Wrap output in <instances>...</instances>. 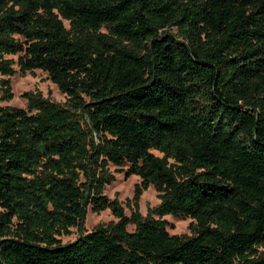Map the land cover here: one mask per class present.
Wrapping results in <instances>:
<instances>
[{"label":"trees","instance_id":"obj_1","mask_svg":"<svg viewBox=\"0 0 264 264\" xmlns=\"http://www.w3.org/2000/svg\"><path fill=\"white\" fill-rule=\"evenodd\" d=\"M0 264H264V0H0Z\"/></svg>","mask_w":264,"mask_h":264},{"label":"rangeland","instance_id":"obj_2","mask_svg":"<svg viewBox=\"0 0 264 264\" xmlns=\"http://www.w3.org/2000/svg\"><path fill=\"white\" fill-rule=\"evenodd\" d=\"M11 82L14 98L8 102H1L2 105L27 108V99L24 98L22 94L30 91L40 92L44 97L62 104L67 101V96L60 91L58 86L47 77V73L42 70H36L34 73H27L26 75L17 73L11 77ZM155 154L159 155L157 152H155ZM111 171L115 175L116 181L112 185L107 186L105 194L110 200L118 199L122 204L126 215L130 216L133 209V203H129V201L134 196L135 186L141 182L140 178L133 176L126 179L124 173L116 172L114 167L111 168ZM139 204L141 215L143 217L148 216L151 211L160 204L157 191L153 187L149 188L143 193ZM154 217L157 218V216ZM163 219L168 223L167 230L170 235H191V226L195 223L192 219L173 216H165ZM116 221L117 219L109 210L100 214H95L89 211L86 216L84 228L87 232H90L99 225H107ZM134 229V226L129 227L130 231H134ZM78 236L79 233L77 230L73 229L70 235L61 237V240L65 244L74 241Z\"/></svg>","mask_w":264,"mask_h":264}]
</instances>
